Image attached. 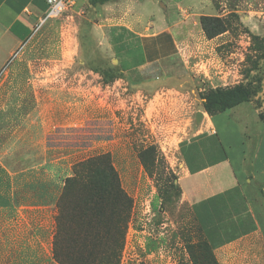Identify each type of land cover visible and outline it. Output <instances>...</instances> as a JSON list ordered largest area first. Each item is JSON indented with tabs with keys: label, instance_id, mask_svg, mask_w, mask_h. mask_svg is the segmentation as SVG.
Listing matches in <instances>:
<instances>
[{
	"label": "rangeland",
	"instance_id": "rangeland-1",
	"mask_svg": "<svg viewBox=\"0 0 264 264\" xmlns=\"http://www.w3.org/2000/svg\"><path fill=\"white\" fill-rule=\"evenodd\" d=\"M67 1L66 9L42 22L0 73V206H7L13 191L15 197L30 195L11 186L10 174L33 160L49 168L50 177L43 172L42 180L44 175L55 179L41 193H57V212L73 165L109 153L132 199L120 264H215L176 184L179 144L194 133L204 96L216 89L210 83L225 72L227 84L217 88L249 83L256 91L238 105L245 112L239 114L246 115L244 135L257 125L264 131V0ZM203 20L211 31H225L208 39ZM127 21L163 25L177 40V54L121 71L119 60L101 43L102 33ZM229 113L214 124L222 137L238 125L229 130L234 138L242 131L236 115L225 120ZM37 114L39 132L22 124V116ZM259 215L264 234V213ZM1 223L0 217V260L8 258ZM244 254L237 264L262 261L261 252L255 253L258 259Z\"/></svg>",
	"mask_w": 264,
	"mask_h": 264
},
{
	"label": "crops",
	"instance_id": "crops-1",
	"mask_svg": "<svg viewBox=\"0 0 264 264\" xmlns=\"http://www.w3.org/2000/svg\"><path fill=\"white\" fill-rule=\"evenodd\" d=\"M47 8L46 0H0V73H6L8 64L31 40ZM162 29L163 25L149 28L136 22H119L104 29L101 43L119 60V69L121 66L124 72L133 71L177 54V40ZM227 80L225 72L210 85L221 87ZM237 108L240 109L238 106L228 110L230 116L225 120L236 115V122L244 131L246 115H240L244 109ZM224 113L209 116L202 112L194 133L180 142L181 170L176 184L218 264H237L240 252L258 259L260 254L256 251L261 252L259 260L264 264V234L258 218L264 213L263 127L257 125L249 137L242 131L235 132L232 138L229 130L239 128L234 125L222 137L214 119ZM22 124L36 126L39 132L41 116H22ZM242 136L246 140L244 137L242 141ZM15 170L10 174L14 178L11 186L28 189L30 195L15 197L13 191L4 201L7 206H0L2 239L8 254L0 264H58L52 258L57 193H41L55 179L49 181L46 175L41 179L43 172L50 177L49 168L38 161L19 164ZM15 201L29 205L17 206Z\"/></svg>",
	"mask_w": 264,
	"mask_h": 264
},
{
	"label": "trees",
	"instance_id": "trees-1",
	"mask_svg": "<svg viewBox=\"0 0 264 264\" xmlns=\"http://www.w3.org/2000/svg\"><path fill=\"white\" fill-rule=\"evenodd\" d=\"M208 23L201 22L208 39L225 31H211ZM255 92L249 83L216 88L204 96L202 109L209 116L224 113L248 102ZM131 208L132 199L121 187L109 153L75 163L57 200L52 258L58 264H120ZM203 243L218 264L212 247Z\"/></svg>",
	"mask_w": 264,
	"mask_h": 264
},
{
	"label": "built area",
	"instance_id": "built-area-1",
	"mask_svg": "<svg viewBox=\"0 0 264 264\" xmlns=\"http://www.w3.org/2000/svg\"><path fill=\"white\" fill-rule=\"evenodd\" d=\"M47 2V12L44 18L40 21L38 25H36V29L40 26V24L47 19L57 17L60 15L67 7V0H46Z\"/></svg>",
	"mask_w": 264,
	"mask_h": 264
},
{
	"label": "water",
	"instance_id": "water-1",
	"mask_svg": "<svg viewBox=\"0 0 264 264\" xmlns=\"http://www.w3.org/2000/svg\"><path fill=\"white\" fill-rule=\"evenodd\" d=\"M201 119H202V113H197V115H196V121H199L200 122Z\"/></svg>",
	"mask_w": 264,
	"mask_h": 264
}]
</instances>
